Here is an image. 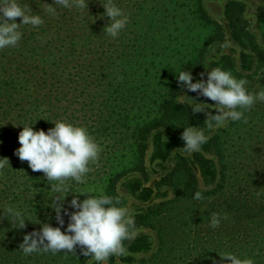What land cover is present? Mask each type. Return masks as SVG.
<instances>
[{
    "label": "trees",
    "instance_id": "obj_1",
    "mask_svg": "<svg viewBox=\"0 0 264 264\" xmlns=\"http://www.w3.org/2000/svg\"><path fill=\"white\" fill-rule=\"evenodd\" d=\"M18 2L43 23L21 25L17 45L0 49V157L10 165L0 170V264H236L233 257L264 264V99L241 109L242 119L208 127L216 109L193 113L190 106L215 102L176 79L183 68L194 81L217 67L248 82L264 73V38L251 31L245 0H225L222 21L206 0H113L129 18L115 38L104 28L107 0H72L68 8L55 0ZM255 16L264 26V1ZM47 120L83 125L101 146L84 183L65 180L72 193L64 204L73 195L84 199L76 194L84 190L134 207L139 234L123 242L126 255L96 262L79 247L20 250L42 223L59 226L49 207L58 182L14 154L22 126L35 121L34 130L46 131L54 126ZM187 125L208 137L199 151L183 147ZM10 208L23 213L25 227Z\"/></svg>",
    "mask_w": 264,
    "mask_h": 264
},
{
    "label": "clouds",
    "instance_id": "obj_2",
    "mask_svg": "<svg viewBox=\"0 0 264 264\" xmlns=\"http://www.w3.org/2000/svg\"><path fill=\"white\" fill-rule=\"evenodd\" d=\"M55 3L64 8L72 6V0H55ZM103 8L104 15L108 17L104 28L109 36L115 38L128 24V15L113 0H107V6ZM47 11L53 15L56 13L51 4ZM17 17L20 18L19 23L15 21ZM42 23V17L27 4L22 7L18 0H0V49L17 45L23 35L19 30L21 25L35 27ZM176 79L188 91L215 102H197L190 106L193 113L206 112L205 105L216 109V114H207L208 127L213 126V121L216 127H222L230 121L242 119L244 113L241 109L247 110L258 98H264V91L258 94L248 91L246 78L238 79L232 72L220 67L208 71L206 79L195 81L191 73L183 68L176 73ZM179 102L185 103L183 100ZM34 122L22 126L17 137L19 147L14 150V154L21 161H27L31 170L41 171L49 181L58 182L53 186L57 195L49 207L54 211L59 226L42 223L38 231L34 229L24 235L20 250L25 255H31L41 250L52 253L61 250L73 252L79 247L83 256H90L96 262H106L112 255H126L127 248L123 242L135 239L139 234L132 210L121 206L118 200L107 194L93 195L84 190L76 193L86 194L84 199L80 200L77 195H73L67 201V206L64 204L65 197L72 193L65 180L84 183L86 174L91 170L89 165L98 159L101 146L83 125L56 120L51 121L54 126L45 131L34 130ZM181 139L185 150L194 152L201 149L208 137L203 129L187 125L183 127ZM5 166L10 167L8 158L0 157V170ZM199 195L197 193L196 198ZM7 211L16 219L18 227H25L26 219L21 211L11 208ZM65 216L68 218L66 227ZM212 216L211 226L216 227L220 222L218 214L213 213ZM232 259L238 264L235 257Z\"/></svg>",
    "mask_w": 264,
    "mask_h": 264
},
{
    "label": "rangeland",
    "instance_id": "obj_3",
    "mask_svg": "<svg viewBox=\"0 0 264 264\" xmlns=\"http://www.w3.org/2000/svg\"><path fill=\"white\" fill-rule=\"evenodd\" d=\"M263 1L264 0H245V2L247 4V17L251 22L250 29L255 34V36L258 39V42H260V43L263 41V38H264V26L257 22L256 16H255V9H256L257 5H259ZM224 2H225V0H206L205 6L213 18L222 21V8H223ZM252 75L253 76H252L251 81H249L246 85V88L248 89V91L253 93V94H258V93L264 91V73H262V72L258 73L257 72L255 74L253 73ZM206 77H207V75H206ZM197 78L204 79L201 76H197ZM261 99H264V98H258L256 103L261 101ZM256 103H255V105H256ZM151 141H152V139L149 138L148 139V147L149 148H148V152H147V162H149V155H150L151 147H152ZM154 169L156 171H160L158 166H156ZM119 192L123 195L124 198L128 197V194H127L123 185L119 186ZM133 208L134 207L130 208V210H133Z\"/></svg>",
    "mask_w": 264,
    "mask_h": 264
}]
</instances>
